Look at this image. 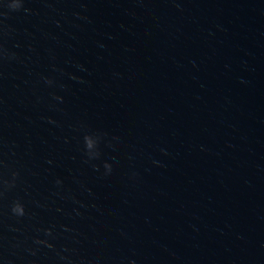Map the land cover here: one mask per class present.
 <instances>
[{"label":"water","instance_id":"1","mask_svg":"<svg viewBox=\"0 0 264 264\" xmlns=\"http://www.w3.org/2000/svg\"><path fill=\"white\" fill-rule=\"evenodd\" d=\"M0 264H264V0H0Z\"/></svg>","mask_w":264,"mask_h":264},{"label":"clouds","instance_id":"2","mask_svg":"<svg viewBox=\"0 0 264 264\" xmlns=\"http://www.w3.org/2000/svg\"><path fill=\"white\" fill-rule=\"evenodd\" d=\"M19 7H20V5L15 6V7H12V9H18ZM88 147H90V145L86 143V144H85V148H86V150H87ZM108 171H110L109 168H108ZM13 211L16 212L17 214L22 213V206L19 205V204H16V205L14 206V208H13Z\"/></svg>","mask_w":264,"mask_h":264}]
</instances>
